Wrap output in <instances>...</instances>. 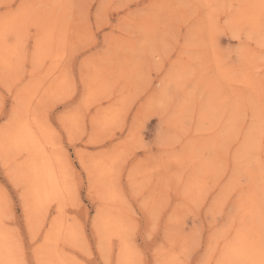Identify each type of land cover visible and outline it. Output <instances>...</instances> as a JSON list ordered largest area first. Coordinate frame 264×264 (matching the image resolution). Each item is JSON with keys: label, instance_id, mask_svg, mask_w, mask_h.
<instances>
[{"label": "rangeland", "instance_id": "1", "mask_svg": "<svg viewBox=\"0 0 264 264\" xmlns=\"http://www.w3.org/2000/svg\"><path fill=\"white\" fill-rule=\"evenodd\" d=\"M0 236V264L258 262L264 0H0Z\"/></svg>", "mask_w": 264, "mask_h": 264}, {"label": "snow or ice", "instance_id": "2", "mask_svg": "<svg viewBox=\"0 0 264 264\" xmlns=\"http://www.w3.org/2000/svg\"><path fill=\"white\" fill-rule=\"evenodd\" d=\"M247 264H264V253H262L261 259L257 261H248Z\"/></svg>", "mask_w": 264, "mask_h": 264}, {"label": "bare ground", "instance_id": "3", "mask_svg": "<svg viewBox=\"0 0 264 264\" xmlns=\"http://www.w3.org/2000/svg\"><path fill=\"white\" fill-rule=\"evenodd\" d=\"M32 141H33V140H32ZM16 145H17V144H16ZM39 158H40V157H39ZM34 159H35V158H34ZM39 161H40V160H39ZM46 174H47V173H46ZM44 175H45V174H44ZM48 176H49V175H48ZM47 178H48V177H47ZM49 178H50V177H49ZM34 186H35V185H34ZM0 237H1V236H0ZM2 247H4V246L2 245ZM2 247H1V248H2ZM4 248H5V247H4Z\"/></svg>", "mask_w": 264, "mask_h": 264}]
</instances>
